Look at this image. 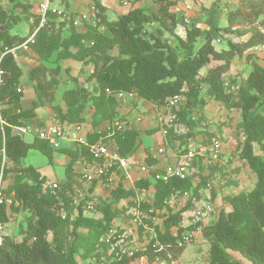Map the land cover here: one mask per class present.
<instances>
[{"label":"trees","instance_id":"obj_1","mask_svg":"<svg viewBox=\"0 0 264 264\" xmlns=\"http://www.w3.org/2000/svg\"><path fill=\"white\" fill-rule=\"evenodd\" d=\"M137 1V0H136ZM157 5L158 11L147 14L142 8H132L127 13L119 15L116 20L108 21L103 15L105 9L99 4L96 8L99 13L98 26H104L110 38L93 36L89 32L72 31L67 38H59L49 29V22L44 28L39 29L34 44L30 50L40 61L49 59L53 52H58L61 59H72L83 63H92L97 86L94 89L96 95L92 97L93 114L91 116L92 128H97L102 122L110 121L117 114L118 93L135 94L143 101L153 102L158 106H167L175 100L171 106L172 125L166 131L168 136L173 134V126H184L188 131L193 128L194 121L191 114L198 107L205 105L200 97L201 84L207 86L205 94L212 100L222 103L227 109H235L240 112V127L245 139L239 152L240 159L253 172L256 177L255 187L251 194V200H246L244 195H239L231 200L232 210L220 212L216 221L203 228L202 234L210 242L207 264H243L229 255L228 251L238 252L251 264H264V160L254 153V144L261 145L264 139V116L257 113V107L264 102V64L257 61L251 62V69L245 84L240 86L234 79H225L233 60L242 57L248 49L263 44L264 35L256 31L250 34L244 43L227 41V49L217 51L213 43L220 40V33L244 35L238 28L232 25L241 17L238 12L228 15V26L220 28L214 23L219 14L213 4L206 11L208 21L205 30H201L194 21L191 27L185 28V40L178 38V44L182 53L173 52L161 38L147 35L144 26L150 22H156L164 31L173 34L177 27V15L170 11L174 5L171 0H151ZM196 1V0H193ZM24 6V5H22ZM25 7V6H24ZM12 14L0 7V26L17 22ZM52 15V14H51ZM49 16V13H48ZM47 16V17H48ZM54 16H52L53 18ZM11 26L0 32V55L4 48L13 49L17 39L9 34ZM93 45L82 50V41L91 38ZM204 39L201 46L194 50L195 40ZM118 47L119 54L127 58H114L109 51ZM71 49H76L75 53ZM3 50V51H2ZM11 53L4 55L0 61V176L7 171L4 164L9 162L13 166L14 176L12 183L7 186V193L12 201L29 213L26 222V231L20 241H13L9 236L0 238V264H78L76 255L82 252L87 257L89 264H134L135 260L146 256L148 260L163 262L167 259V252L177 247L185 232L196 227H182V213L189 209L191 203L173 213L168 209V214L162 216L164 233H157L144 253H134L131 257H123L120 260L108 254V246L100 244L98 239L102 235L105 226L115 217L118 203L129 196H134V189L124 190L119 186L111 191L113 201L100 200L95 206L97 217L84 216L79 210L77 216L70 220L71 209L68 204L77 170L74 168L80 159L93 161L94 157L83 145L76 149H53L47 141L34 138L32 143H26L18 133H13L15 128L22 127L26 123H33L36 118L37 108L53 105L54 95L51 93V81L47 80V69L44 66H36L28 73V80L33 84L35 99L31 107L22 108L21 101L24 96L20 87L21 69ZM251 59L250 56H246ZM216 65L207 70L203 78H199L202 68ZM235 84L238 88L229 91L225 86ZM108 91V93H107ZM66 105V113L60 116L62 121L78 120L86 106L85 95L78 91L69 90L63 95ZM13 130V131H12ZM139 132L131 127L123 130L115 129L112 141L123 157H130L138 149ZM167 135V134H166ZM105 136V132H93L86 134L88 143H95L99 137ZM189 132L174 136L175 140L190 138ZM208 142V141H207ZM34 149L45 156L48 162H52L54 152L66 155L69 161L64 169L66 182L59 189H51L45 186L46 178L33 166H21L27 157L28 151ZM186 151L183 150L182 154ZM198 159V158H197ZM200 161L194 159L193 166L201 168ZM164 173V172H163ZM154 176L148 173L147 177L140 176L134 182L135 189L145 191L152 190V206L141 203L140 209L149 211L150 216L155 211L163 209V202L175 194L188 192L191 197H198L200 182L195 184L192 177L186 180L170 178L167 183L154 180ZM1 180V177H0ZM206 178L201 176L204 184ZM60 202L63 203L68 215L62 219L59 215ZM135 205V204H132ZM6 204L0 202V226L7 219ZM16 210V209H15ZM104 214V219L100 214ZM148 223L147 220H144ZM244 222V223H242ZM243 229H238L239 224ZM175 228L176 233L169 231ZM84 230L85 232H81ZM163 246L162 250L152 248L154 242ZM89 255V256H87ZM94 260L92 261V259Z\"/></svg>","mask_w":264,"mask_h":264},{"label":"rangeland","instance_id":"obj_2","mask_svg":"<svg viewBox=\"0 0 264 264\" xmlns=\"http://www.w3.org/2000/svg\"><path fill=\"white\" fill-rule=\"evenodd\" d=\"M2 1L0 7L4 6L12 14L11 16L17 19L16 23H7L11 26L9 34L19 40L23 38L25 40L19 43L16 39L14 42V49H16L14 57L17 64L22 68L26 65L32 68L44 66L47 69L46 76L47 80L51 81L52 84L50 91L54 95V103L51 106L46 105L44 107L54 117V121L61 124L63 137L59 141V147L64 146L61 148H65L68 146V149L73 150L79 145L77 139L85 137L88 133L96 132V130H105V136L103 137H107L111 133V130L108 131L107 127L110 129L115 128L116 125L131 127L140 134L138 149L132 156L140 164L144 163L147 165L150 175L156 176L163 173L167 167L176 165L183 150L188 151L189 148L197 150V148L209 147V142L213 139H218L221 142L222 154L216 162L204 160L203 163L200 162L201 168H193L194 186L199 182L201 183L199 184L198 197L190 196L188 200L183 202L186 206L189 201L191 203L189 209L191 210H196L197 206L204 203H211L213 213L210 221L200 223L195 229L185 232L184 238L178 242L177 247L167 252L165 261H152L148 260L146 256H142L135 260L134 263L207 264L210 242L203 236V228L213 224L220 212H230L232 210L230 202L233 198L244 195L246 200H251V194L255 187V175L239 157L241 144L245 139L240 127V112L235 109H227L222 103L212 100L211 97L205 94L207 86L201 84L200 97L204 100L205 105L198 107L191 114L194 125L189 131L184 126H173V134L168 136V133H166L167 135H164L163 133L168 128H171L173 123H170L172 120V104L158 106L153 102L143 101L135 94H132L131 97L123 96L122 98L115 96L117 98V106L115 107L117 115L110 121L102 122L97 129L92 128L91 116L93 107L91 99L96 95L94 89L97 86L96 80L92 76L94 71L93 64L72 59H61L57 51L53 52L48 60L40 61L30 50V45L34 44L37 32L39 29L44 28V26H39L41 16L38 2L40 0ZM171 2H174V5L170 8V11L177 15V27L174 33H167L156 22L147 23L144 26V30L147 35L161 38L177 54L184 53L178 44V38L185 40V28L191 27L195 21L201 30H205L208 21V15L205 10L211 8L213 4L219 12L217 19L214 20L218 27H227L229 23L228 15L238 12L241 17L231 24L232 28H238L240 32H246L238 37L221 32L220 40L213 43L217 51L227 49L228 40L235 43H244L248 40L250 34L256 31L264 35V0H171ZM50 3L57 11L47 17V23L49 22L50 24L49 30L61 39L67 38L72 31L89 32L93 36L110 38L107 28L97 25L98 19L96 16L99 13L96 8L97 3L105 9L103 15L108 21L116 20L119 15L127 13L132 8H142L147 14L158 11L157 5L151 0H50ZM52 16L54 17L52 18ZM7 24L0 26V32L7 27ZM203 41L202 37L197 38L193 45L194 50L201 46ZM92 45V37L86 38L82 41V50L90 48ZM1 46L2 44L0 43ZM70 51L75 53L77 50L71 49ZM109 55L114 58H127L119 54L117 46L109 51ZM246 56H250L251 59H247ZM254 60L261 65L264 64V42L252 49H248L242 57H236L229 71L225 74V79H234L242 86L246 82L251 69V62ZM215 65L216 62H212L210 66L202 68L199 72V78H203L207 70ZM69 90H73L74 93L81 91L85 95L86 106L79 115L78 120L68 121L66 119V121H62L60 118L67 111L63 102V95ZM30 96L29 92H27L26 98L29 99ZM54 109L60 111L61 117L56 111L54 112ZM256 112L264 116V102L258 105ZM35 129H32L33 136L35 135L34 132H36ZM187 132L191 134L190 138L185 141L175 140L174 136H180ZM22 138L26 142L32 140L29 135H23ZM108 140H111V138ZM59 147L55 148V150H58ZM253 148L254 153L264 160V139L261 145L254 144ZM66 163H68V157L62 153L55 152L51 164L39 151L30 149L21 166L31 165L35 169L39 168L44 175L50 177V179H56L60 183L59 185L63 186L66 182L64 177ZM77 165H81V159ZM4 168L7 173L4 176H0V200H3L6 204L7 219L0 226V238L2 235L9 236L13 241L18 242L24 237L29 213L22 210L17 202L9 198L6 189L12 183L14 172L11 171L13 166L7 162L4 164ZM140 176L147 177V173L139 174ZM201 176L206 178L204 184L201 182ZM136 192L138 193L134 196H129V199H123L118 203V208L113 210L115 217L112 218L109 224L103 220V213L100 214V218L103 220L102 225L105 226L102 234L111 229L126 233L128 247L134 253L140 254L147 250L152 239H156L157 233H164L165 230L160 214L154 219H149V211L143 210L140 220L136 218L138 216L135 217L132 214L134 207L132 204L137 203L136 199L143 200L142 202L145 203L151 201L152 204V193L150 192V199L149 190L136 189ZM143 192L145 193L142 196ZM111 201H113V198ZM151 204L149 205L152 206ZM150 210L158 212L153 207ZM182 214V227L186 228L188 224L186 218L189 214H186V212ZM144 220H147L148 223ZM242 223L237 226L238 229H243ZM81 232L85 231L82 230ZM169 233L174 235L176 229L175 231L171 229ZM228 253L243 264H251L238 252L228 251ZM76 261L78 264H86L87 257H83L82 252H80L76 255Z\"/></svg>","mask_w":264,"mask_h":264},{"label":"built area","instance_id":"obj_3","mask_svg":"<svg viewBox=\"0 0 264 264\" xmlns=\"http://www.w3.org/2000/svg\"><path fill=\"white\" fill-rule=\"evenodd\" d=\"M39 11L41 16L39 26L43 27L45 24H47L48 13L55 14L57 10L50 6V0H42V2L39 4ZM15 50L16 49L14 48H4V52L0 55V61L1 58L8 53L15 55ZM1 75L2 72L0 71V84ZM225 86L228 87L229 91H234L238 88L237 85L229 84L228 81H226ZM123 96H131V94H116L117 98H122ZM174 102L175 100L170 102V104H173ZM171 122L172 120L170 123ZM115 129L123 130L125 129V126L116 125V127L112 129L107 127V130H111V133L106 138L99 137V139L93 144L88 143L84 137L77 139L79 145L85 146L88 152L94 157V160L87 161L82 159L81 165L77 168L75 182L71 191L69 192L71 196L70 202L68 204L69 209H71L70 220L78 215L79 210H81V213L84 216L93 218L97 217L95 206H97L99 202L96 197L102 196L103 193H107L108 196L111 197L110 192L117 189L119 186L124 190L134 189L135 194H137L138 192H136L134 186L135 178L133 173L136 171L139 174L147 173L148 175L147 165L144 163L140 164L133 156L123 157L118 151V148L113 143L112 139L108 140L114 135ZM15 130L24 132V130L19 127L15 128ZM166 133L167 131H165L163 134L165 135ZM36 136L41 140L47 141L49 145L56 148L57 142L63 137V134L61 127L56 126L39 129L36 131ZM221 154L222 144L218 139L211 140L209 142V147H201L197 148V150H195V148H189L188 151L179 155V160L176 162V165L167 167L164 170V173L154 176V179H151V181L153 182L154 180H160L164 183H167L172 177L178 178L180 180H186L193 175L194 166L192 164L194 159H196V161L201 160V163H203L204 160L207 162H216L221 157ZM45 186L54 190L59 189L60 187L57 182H46ZM144 193L145 192H143L141 195L143 196ZM190 196L191 194L188 192H184L182 195H172L163 202V209L161 211L157 210L158 212H155V215L150 216L149 219H154L158 214H160L161 217L164 214L167 215L168 209L172 210L173 213L178 212L180 209L185 207L183 202L188 200ZM135 201L137 203L132 209V214L135 217L138 216L136 218L140 220L143 214V210L140 209V204L145 202H142L143 200L139 199H136ZM147 203L151 204V201H147ZM59 206L60 209L58 215L64 219L68 213L66 212L62 202H60ZM181 206L182 208H180ZM197 207L198 208L196 210L188 209L184 211L186 214H189L186 218L188 221L186 228L198 227L200 223L210 221L211 215L213 213L211 203H204ZM150 211L153 212L152 210ZM126 237V233H120L111 229L102 234L98 239V242L100 244L107 245L108 254L112 255L115 260H120L123 257H131L134 255V252L128 247L126 243ZM152 248L162 250L163 246L155 241L152 245ZM93 260L94 258L92 261ZM86 264H89V262L86 261Z\"/></svg>","mask_w":264,"mask_h":264},{"label":"crops","instance_id":"obj_4","mask_svg":"<svg viewBox=\"0 0 264 264\" xmlns=\"http://www.w3.org/2000/svg\"><path fill=\"white\" fill-rule=\"evenodd\" d=\"M2 0H0V5H2ZM40 2H42V0H40L38 3L40 4ZM39 4H38V7H39ZM50 6L52 7L53 5H51V3H50ZM4 10H6V8H4V6H1ZM53 8V7H52ZM7 11V10H6ZM20 69H21V72H22V74H21V77H20V81H19V83H20V87H21V89H22V91H23V94H24V96H23V98H22V101H21V105H22V108H29V107H31V104H32V101L35 99V94H34V90H33V84H32V82H30L29 80H28V73H29V71L32 69V67L30 66V67H27L26 65H25V67L23 66V68L22 67H20ZM27 92H29V94L31 95L30 96V98L29 99H27L26 98V93ZM131 97V96H130ZM35 113H36V118L34 119V121H33V123H26L24 126H22V127H19V128H21V129H23L24 130V132H19V131H17V130H15L14 129V131L16 132V133H18L21 137H23V135H29L30 137H32V140L30 141V142H26L24 139V141L26 142V143H32V141H33V139L34 138H36L37 136H36V132H34V136H33V134H32V129H34V128H36L35 130L37 131V130H39V128L40 129H45V128H48V127H56V126H59V127H61V124H59V122H57V121H54V117H52V115H50L47 111H46V107H40V108H37L36 110H35ZM66 123V122H65ZM37 124H39V125H41V126H38ZM37 126V127H36ZM100 126V125H99ZM98 126V127H99ZM39 127V128H38ZM97 127V128H98ZM96 128V129H97ZM96 132H98V133H101V132H105V130H96ZM93 133V132H92ZM85 136V135H84ZM38 138V137H37ZM84 138H86V136L84 137ZM62 138H60L59 140H58V142H57V147L56 148H58L59 147V141L61 140ZM51 146V145H50ZM52 147V146H51ZM61 147H64V146H60L59 147V149H61ZM65 148H67L68 149V146H66ZM53 149H55L54 147H53ZM55 153V152H54ZM53 158H54V154H53ZM53 158H52V162H53ZM68 161H69V158H68ZM52 162H51V164H52ZM81 162H82V159H81ZM67 165V163L65 164V166ZM79 166L77 165V166H75L74 168L77 170V168H78ZM37 169V171L42 175V176H44L45 178H46V182H57V180L56 179H50V177H47L46 175H44L40 170H39V168H36ZM65 169V168H64ZM133 176H134V178H135V180L139 177V173L138 172H134L133 173ZM65 177V176H64ZM65 180H66V178H65ZM58 183V182H57ZM58 184H60V183H58ZM152 190L150 189L149 190V198H150V192H151ZM111 193V192H110ZM108 196V194L106 193H103L102 194V196H99V197H96V199L98 200V202L102 199V200H104V199H112V195H111V197H107ZM151 196H153V195H151ZM107 197V198H106ZM125 199H127V198H125ZM123 200V199H122ZM174 231H175V228H172Z\"/></svg>","mask_w":264,"mask_h":264}]
</instances>
